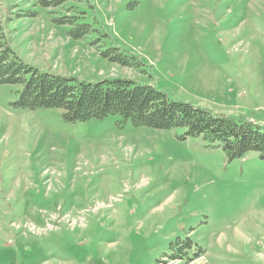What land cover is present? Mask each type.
Masks as SVG:
<instances>
[{"label":"rangeland","instance_id":"374dc122","mask_svg":"<svg viewBox=\"0 0 264 264\" xmlns=\"http://www.w3.org/2000/svg\"><path fill=\"white\" fill-rule=\"evenodd\" d=\"M0 23L42 72L131 80L264 130V0H0ZM112 48L138 65L107 61ZM18 90L0 85V264H177L165 255L187 238L190 264H264L257 153L228 161L185 129L118 116L67 123L15 106Z\"/></svg>","mask_w":264,"mask_h":264},{"label":"trees","instance_id":"16d2710c","mask_svg":"<svg viewBox=\"0 0 264 264\" xmlns=\"http://www.w3.org/2000/svg\"><path fill=\"white\" fill-rule=\"evenodd\" d=\"M38 8H53L60 0H33ZM35 13L32 14L34 16ZM59 24L72 23L68 20ZM88 25H77L70 35L81 37L88 32ZM75 33V34H74ZM80 33V35L76 34ZM69 32L67 33V36ZM2 27L0 23V39ZM101 56L111 63L124 67H136L126 56L109 49ZM0 85L19 86L18 99L14 103L21 109H59L67 123L103 120L109 116L121 118L119 124L157 130L185 129L188 137L201 136L208 144L221 148L231 161L255 152L264 161V130L247 121L213 114L185 102L170 100L152 86L139 85L131 80L116 79L89 83L72 77L42 72L23 62L16 53L0 41ZM201 250L187 238L170 244L168 261L190 264L201 257Z\"/></svg>","mask_w":264,"mask_h":264}]
</instances>
